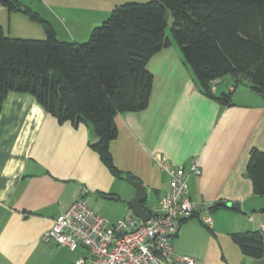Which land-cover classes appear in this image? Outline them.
Masks as SVG:
<instances>
[{"label": "crops", "instance_id": "obj_1", "mask_svg": "<svg viewBox=\"0 0 264 264\" xmlns=\"http://www.w3.org/2000/svg\"><path fill=\"white\" fill-rule=\"evenodd\" d=\"M17 1L49 23L58 40L79 43L89 38L115 5L145 0ZM5 11L7 30L1 22ZM17 13L25 15L0 4V25L9 36ZM176 47L171 41L148 60L153 81L147 107L116 115L117 135L110 143L113 163L139 182L160 188L155 189V202L147 205L150 208L168 188V176L153 157L161 154L169 163L185 168L196 162L201 173L189 177L188 188L200 207L182 222L172 239L175 253L196 257L201 264H264V255L247 256L232 239L234 233L264 228V196L254 193L246 174L251 150L264 152V99L248 86L233 91L230 105L206 96ZM226 82L216 85L217 94L228 91L231 83ZM94 138L89 124L59 122L30 94L10 91L3 99L0 264H77L86 254L45 242L42 236L52 219L79 195L92 210L88 196L122 197L126 213L131 211L129 202L135 190L104 165L90 147ZM121 182L129 186L121 187ZM220 201L238 202L240 208H201ZM206 216L209 224L203 222Z\"/></svg>", "mask_w": 264, "mask_h": 264}, {"label": "trees", "instance_id": "obj_2", "mask_svg": "<svg viewBox=\"0 0 264 264\" xmlns=\"http://www.w3.org/2000/svg\"><path fill=\"white\" fill-rule=\"evenodd\" d=\"M41 22L43 39L11 37L0 25V109L10 92L32 95L59 122L89 124L90 147L116 177L138 181L114 163L110 143L117 135L115 117L147 107L153 75L148 60L168 47L170 33L200 90L223 105L243 81L264 99V0H147L115 5L84 42L57 39L52 26L17 0H0ZM229 77L234 90H210ZM254 193L264 196V152L251 150L246 165ZM142 208L149 212L146 197ZM218 202L210 209L218 208ZM242 253L264 255V230L234 233Z\"/></svg>", "mask_w": 264, "mask_h": 264}, {"label": "built area", "instance_id": "obj_3", "mask_svg": "<svg viewBox=\"0 0 264 264\" xmlns=\"http://www.w3.org/2000/svg\"><path fill=\"white\" fill-rule=\"evenodd\" d=\"M210 90L216 91L214 81ZM228 90L233 91V86ZM153 160L168 176V188L149 212L145 211V222L132 211L116 221L105 219L79 195L52 219L42 240L54 241L70 251L85 248L86 256L79 258L77 264H201L196 257L176 254L171 243L182 222L194 216L200 207L191 198L188 179L201 170L196 162L188 168L175 166L161 154ZM211 204L201 208L207 211ZM210 221L209 216L203 218L205 224Z\"/></svg>", "mask_w": 264, "mask_h": 264}, {"label": "rangeland", "instance_id": "obj_4", "mask_svg": "<svg viewBox=\"0 0 264 264\" xmlns=\"http://www.w3.org/2000/svg\"><path fill=\"white\" fill-rule=\"evenodd\" d=\"M145 1H142V2H145ZM16 16L17 17H14L12 19L11 24L9 26L10 27L9 33L11 36L19 37V38H27V39H43L44 38V31L42 29V26L38 22L31 21L25 15H22V14L17 13ZM172 20L173 18L171 16V13L169 12V10H167L166 34L173 42V45L176 47L178 45L173 40L171 33H170V27H171ZM1 22L3 23L5 30H7L8 26H7V12L6 11L1 15ZM226 81H229L231 84H233V82L228 77V78H223L221 81H218L217 83L218 87L223 86L224 83H227ZM236 88H248L247 82L243 81L241 84L237 85ZM258 96L261 98L260 95ZM119 184H121L120 185L121 187L129 186L126 184V182H121ZM128 184H130L131 188L135 190L132 183H128ZM142 185L146 189V204L149 206L155 202V198H156L155 189H160V188L158 186H155L152 182L145 181V182H142ZM95 197L96 196L94 195L88 196L87 200L90 206L96 212L102 215V217H104L105 219L113 221L114 219L124 216V214L126 213L124 203L122 202V197L119 200L104 199V198H99V197L95 198ZM77 253H81L82 256L86 254L84 248L82 247L78 248Z\"/></svg>", "mask_w": 264, "mask_h": 264}, {"label": "water", "instance_id": "obj_5", "mask_svg": "<svg viewBox=\"0 0 264 264\" xmlns=\"http://www.w3.org/2000/svg\"><path fill=\"white\" fill-rule=\"evenodd\" d=\"M132 185L135 188V195L129 202L130 210L134 215L140 218L142 222H145L148 219V214L145 212V210L142 208V201L146 197V189L139 181H133ZM107 199H114L116 200V197L112 196H106ZM219 206H225L232 209H239L240 205L238 202H224L220 201L218 202Z\"/></svg>", "mask_w": 264, "mask_h": 264}]
</instances>
